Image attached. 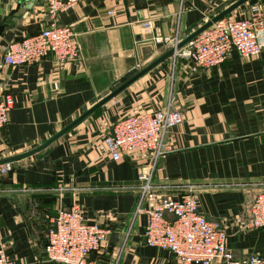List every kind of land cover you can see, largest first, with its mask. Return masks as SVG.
Masks as SVG:
<instances>
[{
  "label": "crops",
  "instance_id": "1",
  "mask_svg": "<svg viewBox=\"0 0 264 264\" xmlns=\"http://www.w3.org/2000/svg\"><path fill=\"white\" fill-rule=\"evenodd\" d=\"M240 0H89L60 13L57 23L77 34L80 53L58 65L51 57L0 67V97L10 95L0 131V246L14 264H55L45 258L46 233L60 209L79 204L88 223L109 235L90 256L96 264H179L144 244L146 216L138 211L140 163L114 160L97 144L121 117L170 109L182 123L167 133L174 151L158 161L154 183L174 201L191 190L198 209L226 234L235 259L264 256V230H250L248 207L264 189V29L256 58L231 52L209 70L192 72L168 57L116 97L58 136L123 84ZM256 4L264 6V0ZM247 3L226 17L246 19ZM111 13V14H110ZM224 17V18H226ZM48 24L44 0H0V57L7 44L39 34ZM62 190L59 191V190Z\"/></svg>",
  "mask_w": 264,
  "mask_h": 264
},
{
  "label": "built area",
  "instance_id": "2",
  "mask_svg": "<svg viewBox=\"0 0 264 264\" xmlns=\"http://www.w3.org/2000/svg\"><path fill=\"white\" fill-rule=\"evenodd\" d=\"M47 4V26L37 35L7 44L0 57V67H22L43 62L51 57L58 65L71 63L80 53L77 34L69 27H60V13L74 9L89 0H44ZM111 14V13H110ZM264 29V6L250 7L246 19L223 18L179 48L177 38H156L190 64V70H209L221 65L231 52L243 59L256 58L262 49L258 40ZM13 102L10 95L0 97V131L8 124ZM179 111L170 109L142 112L119 118L110 132L97 144V150L117 160L121 155L134 154L140 163L138 185L140 203L148 202L138 211L146 216L144 244L168 252L179 264H264V256L252 255L235 259L227 250V237L221 226L200 213L191 190L180 201L161 195L154 183L160 172L158 161L174 151L167 139L170 128L182 123ZM9 163L0 162V177L11 171ZM63 190V189H62ZM60 189L59 191L62 192ZM250 230H264V189L256 193L248 207ZM109 232L96 223H88L79 204L60 209L51 219L44 246L45 258L55 264H96L90 260L108 238ZM0 264H14L0 246Z\"/></svg>",
  "mask_w": 264,
  "mask_h": 264
},
{
  "label": "water",
  "instance_id": "3",
  "mask_svg": "<svg viewBox=\"0 0 264 264\" xmlns=\"http://www.w3.org/2000/svg\"><path fill=\"white\" fill-rule=\"evenodd\" d=\"M248 4L250 6H253L257 3V0H240L239 2H237L236 4H234L233 6H231L230 8H228L225 12H223L222 14L218 15L217 17H215L211 22H209L207 25H205L203 28H201L195 35H193L191 38H189L186 42L188 43L190 40H192L193 38H195L198 34H200L201 32H203L204 30L208 29L212 24L216 23L217 21L223 19L224 17H226L229 13H231L232 11L240 8L241 6H243L244 4ZM184 44H181L178 46V49L181 48ZM173 54V50H170V52L166 55L163 56L162 58H160L159 60H157L156 62H154L152 65H150L149 67H147L146 69L142 70L141 72L137 73L135 71L130 72L129 74H127V76L123 79V84L121 86H119L116 90H114L110 95H108L106 98H104L103 100H101L96 106H94L91 110L87 111L84 115H82L78 120H76L74 123H72L70 126H68L65 130H63L58 136L54 137L51 141L48 142V144H50L51 142H53L55 139H57L58 137H60L61 135L65 134L66 132H68L70 129H72L75 125H77L78 123H80L82 120H84L86 117H88L90 114H92L95 110H97L98 108L102 107L103 105H105L107 102H109L111 99H113L114 97H116L119 93H121L125 88H127L130 84H132L134 81H136L137 79L141 78L142 76H144L145 74H147L148 72H150L153 68H155L157 65H159L160 63H162L166 58L172 56Z\"/></svg>",
  "mask_w": 264,
  "mask_h": 264
}]
</instances>
